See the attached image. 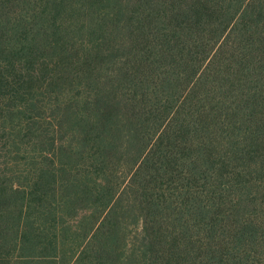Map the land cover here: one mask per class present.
Masks as SVG:
<instances>
[{"label": "trees", "instance_id": "trees-1", "mask_svg": "<svg viewBox=\"0 0 264 264\" xmlns=\"http://www.w3.org/2000/svg\"><path fill=\"white\" fill-rule=\"evenodd\" d=\"M0 264H264V0H0Z\"/></svg>", "mask_w": 264, "mask_h": 264}, {"label": "rangeland", "instance_id": "rangeland-1", "mask_svg": "<svg viewBox=\"0 0 264 264\" xmlns=\"http://www.w3.org/2000/svg\"><path fill=\"white\" fill-rule=\"evenodd\" d=\"M13 187L15 188V189H17V188H19L20 186H19V184H18V182L17 181H14L13 182ZM139 225V224H138ZM132 226V224H131V226L129 225L128 227H127V241H131V239H134V232H135V230L136 229H139V226Z\"/></svg>", "mask_w": 264, "mask_h": 264}]
</instances>
